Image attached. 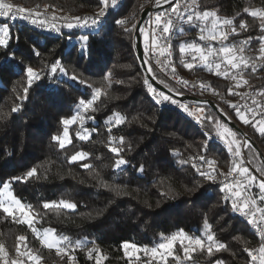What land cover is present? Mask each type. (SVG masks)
<instances>
[{
  "label": "trees",
  "instance_id": "trees-1",
  "mask_svg": "<svg viewBox=\"0 0 264 264\" xmlns=\"http://www.w3.org/2000/svg\"><path fill=\"white\" fill-rule=\"evenodd\" d=\"M11 1L18 7L50 9L64 18L58 21L60 31L54 32L33 24L31 19L0 18V27L9 25L5 37L8 43L0 45V192L7 182L22 204L32 206L36 229L50 227L59 237L86 243L68 251L67 256L58 254L56 249L45 247L27 224L16 223L0 209V244L4 246L0 264L10 255L15 257V264H28L25 252L38 255L42 264H96L95 252L89 258V250L94 248L101 254L100 264H142L140 260L130 261L123 242L151 249L163 242L162 236L169 237L179 230L192 237L202 236L205 221L224 249H214L209 255L205 248L186 258L177 242L167 264H250L245 249H252L256 238L241 225L245 221L233 211L231 198L226 200V193L220 191L222 178L232 167L229 148L217 130V124L224 122L208 105L206 120L197 122L171 106L159 105L144 88L146 78L136 58L132 35L145 0H117L115 7L109 0L99 24L72 29L65 27L66 23L75 24L73 18H83L86 11L95 15L103 6L100 0ZM196 8L231 19L237 31L229 35L227 42L243 47L244 56L257 68L237 71L236 80L211 74L199 65L184 68L185 74L227 97L231 96L233 82L242 79L247 81L239 84L242 94L264 104V61L258 59L264 29L261 19L250 14L264 10V0H196ZM118 19L126 23L118 25ZM242 21L246 29H240ZM198 27L181 22L174 43L176 52L182 41L196 36ZM84 36L88 37L86 42L81 40ZM242 41L248 43L241 45ZM57 60L67 75L57 71L52 74L53 80L49 73ZM28 66L41 74V79L30 87L24 72ZM25 87H29L26 97ZM97 88L101 96L87 112L81 110L83 131L88 130L89 138L80 139L79 121L69 126L70 143L61 147L52 139L64 132L61 118L74 115L79 100L91 99ZM14 107H18L15 112ZM229 113L264 154V134L253 127L260 124L254 119L245 124L235 113ZM117 114L124 118L123 123L117 126L114 119L112 124L107 123ZM111 147L121 151L113 153ZM77 153L87 155L73 161L71 157ZM246 154L258 163L253 148L247 146ZM120 158L127 163L116 167ZM207 161L213 162L212 168ZM259 165L264 174L263 165ZM33 168L36 174L27 177ZM197 169L212 172L215 180L205 179ZM259 194L256 181L251 197L256 199L257 207H264ZM61 200L76 206L64 208L59 204ZM45 202H56V206L45 209ZM20 236L25 237L23 242L18 241ZM145 262L165 264L153 258Z\"/></svg>",
  "mask_w": 264,
  "mask_h": 264
},
{
  "label": "snow or ice",
  "instance_id": "snow-or-ice-1",
  "mask_svg": "<svg viewBox=\"0 0 264 264\" xmlns=\"http://www.w3.org/2000/svg\"><path fill=\"white\" fill-rule=\"evenodd\" d=\"M161 0H157V4H159ZM164 3H171V0H163ZM100 3L103 5L99 12L95 14L94 17H74L73 19L76 21V23L68 22L66 23L65 27L72 29L74 27H84V28H91L96 26L100 23L101 18L106 15L107 9L109 7V0H100ZM117 4V0H111V6L115 7ZM247 12L248 9H245ZM172 13L175 14V18L179 22L188 23L193 26L199 25L200 27V33L199 39L202 41H216L220 44V47L218 49L213 48L211 44L209 43L207 48L202 47L200 44H197L195 42L192 43H182L180 45V52L181 54L190 53L192 54V63L185 62L184 66L187 69H192L194 66H196V62L198 61L200 64L204 65L208 68L209 71L213 70V57H222L223 62L227 65H230V70H237L241 71L243 68H247L251 66L252 70L255 71L257 68V65L255 63L250 64V58L245 57L243 55V47H240L239 49L236 48L235 45H228L225 42L229 39V35L232 33H235L237 30L233 26V21L229 18H221L217 16L215 12L212 11H204L200 12L196 8V0H191V5L189 7H186L183 12L179 10L178 4H173L172 6ZM20 15L25 19H28L30 16L35 15L37 19H32L31 22L33 24L39 23L41 27H44L45 24L48 22L46 20H40L38 17L40 16L39 13H32L30 11H27L23 8L14 9L13 5L10 3H5L4 0H0V17H7L9 15ZM253 17H259L261 19V28L264 29V10H253L250 13ZM55 17H53V20ZM116 24L121 25L126 23L125 20H116ZM152 25L154 27H150L151 32V44L146 47L145 49V55H147L149 52L156 53L158 52L159 56L166 57L171 54V45L169 41L171 40L172 32L175 28L174 20L171 15L169 14H157L155 17V20L152 21ZM50 30L54 31H60L59 28L56 27L54 23L49 25ZM247 25L242 21L240 24V29H246ZM157 29H159V32H157ZM230 29V31H229ZM127 31V29H126ZM140 33L142 35L145 34V29L143 27L140 28ZM9 34V25L4 24L3 27H0V45L6 46L8 41L5 39L6 36ZM88 39L87 36L81 37V40L86 42ZM260 56L258 57L259 60L264 61V36L260 37ZM247 41H242L241 45L247 44ZM81 53L84 51V47L81 48ZM239 53V54H238ZM145 63H148V61H145ZM221 63L217 62L215 63V74L218 76H227L229 75V71H221ZM264 66V65H262ZM152 69L149 67L148 71H151ZM67 75L65 69L63 67H60V61L57 60L54 64L51 66V71L49 73L50 77L55 80V76L52 74L57 73ZM173 71H175L173 69ZM24 72L27 77V83L30 87L34 81H38L41 79V74L32 68L31 66H28L24 69ZM232 78L234 80L237 79L236 75L233 74ZM71 79L75 80L76 77L72 76ZM180 83L187 85L186 81H179ZM240 83H247V81H244L242 79L237 80V85ZM145 84L148 86L149 93L153 94L154 98L156 99L157 103L169 101L172 104H178V101L175 99H172L169 95L164 94L163 92H157L152 86L148 83V80L145 79ZM203 87V85H201ZM29 87H25L23 89L26 94L29 90ZM231 92V89H229ZM178 95L180 93H177ZM264 94V93H262ZM101 96V90L99 88L95 89L94 94L91 99L85 100L84 98H81L78 102V107L74 115H72L70 118H61V123L64 125V132H63V138L60 136H53L52 139L54 141H59L60 146H65V141L67 140L70 143V140L68 139L69 133L68 128L72 124L76 123L77 121H80L81 125L83 124V115L81 110L83 112H87L89 109L93 107L94 102ZM253 104H256L255 99L253 98ZM185 112H188V107L186 105L180 104L179 105ZM232 107H235L234 105H230ZM257 107H261L259 104L256 105ZM18 107H14L12 109L13 112L17 111ZM249 112H253V115L255 114L253 109L248 108ZM189 115H194V113L189 112ZM237 115L240 117V119L245 123H250L249 119L245 117V115L240 111V109H237ZM114 119L115 125H120L124 122V118L120 117L118 114L114 117H109L107 123L112 124ZM260 125H264V121L259 122ZM253 127H257V130L264 134V126H257V124H253ZM111 130V129H109ZM219 131V129H218ZM85 134H79L80 139L87 140L89 138L90 133H88V130H84ZM225 134L232 136L234 133H232L229 129H224L223 132H220L221 137L223 138ZM112 142V138L110 137V143ZM123 137L120 138V143L123 144ZM235 143V141H231L228 144L229 151H232V144ZM111 152L119 154L121 151V148L119 147H111ZM86 153H77L76 155L72 156L71 159L73 161L77 159H84L86 157ZM240 151L239 147H237L235 151V156L239 157ZM201 160L204 159V157H200ZM127 161H125L123 158L117 159L115 166L120 167L122 165H125ZM209 168H212L213 162L207 161ZM84 167H88V165H84ZM193 167H196L195 164H193ZM141 171L143 170V166H141ZM36 169L33 168L29 170L26 173L27 177H32L36 174ZM197 171L200 172V175L208 180H215V176L212 174V172H204L197 169ZM214 171V169H213ZM233 172L238 173V175L241 177L240 180H237L235 182H229L227 179L222 183V187L220 189L221 192L226 193L225 199H232V209L233 211H238L242 215L249 217L248 223L251 224L253 227H255L258 231V234L261 239V245L258 249L252 250V249H245V251L248 252V255L251 257L250 264H264V207H257V201L256 199L250 197L247 195L249 185L256 183L255 177H252L248 173V169L238 165L237 167H234L230 169V172L228 175H231ZM13 179H21V177H14ZM259 200L261 202H264V180H261L259 182ZM3 188L5 191L0 192V209L3 210L4 213L8 214L13 218V220L18 224H27L30 228H32V231L36 233L38 238L41 239V243L46 246L49 249L55 248L57 253L62 252H68V251H74L77 248H82L86 241H80L77 240L75 242H72L69 240L68 237L62 236L57 237L55 234V230L48 228L43 230V235L41 236L40 232L33 227L34 219L31 216V205H24L21 203L20 200L16 199L14 195H12L11 192L6 191L9 188V184L7 182L4 183ZM60 205H62L64 208L72 209L75 208V204L61 200L59 202ZM56 206V202H45L43 207L45 209H48L50 207ZM27 209V210H26ZM16 213H19V217L16 215ZM259 213L260 219L257 220L255 217ZM206 238V239H205ZM162 241L159 243L156 247H153L151 249L144 248L143 251L145 254H151V257L155 260L157 257H159L160 261H164L165 264H167L168 257H172L175 249V245L177 242L180 243L181 248L184 251L185 257H189L191 252L197 251V250H204L206 248L209 255H211L214 251H220L224 249V245L220 244L215 241L214 234H211V226L205 221V227L202 236L192 237L187 235L183 230H179L176 234H173L169 237H161ZM25 240L24 236L18 237L19 242H23ZM186 242V243H185ZM92 243H95V241H92ZM122 247L125 249V255H130L129 249H135L137 252L141 251L135 244H130L129 242H123ZM20 246L18 243L17 246V252L19 253ZM256 252L257 255H253V252ZM4 252V246L0 244V253ZM93 252L96 253V264H100L101 254L98 249H91L89 250V258L92 257ZM23 255H28L29 260H36L37 262L40 261V257L38 255H29L27 252L23 253ZM177 260H179V257H176ZM69 260L72 261L73 257L69 256ZM15 264V262H14Z\"/></svg>",
  "mask_w": 264,
  "mask_h": 264
},
{
  "label": "built area",
  "instance_id": "built-area-1",
  "mask_svg": "<svg viewBox=\"0 0 264 264\" xmlns=\"http://www.w3.org/2000/svg\"><path fill=\"white\" fill-rule=\"evenodd\" d=\"M176 1L177 0H171V3H164L163 0H161V2L159 4H157V0H145L143 2L144 8H148V10L146 12V16L144 18V21L142 22V25H141V27H143L145 29V34L142 35L140 33V35H141L142 47L144 50L145 61H148V63H146L147 68L149 69V67H150L152 69L150 72L154 76H155V74L153 71L157 72V74H159L161 76V78L165 81V83H163V82L162 83L165 84V86H167L170 90H172L174 92V94H176V95H178L177 93H180L179 95H188V96L196 97V98H200V99H211L216 104V106L222 112H224L227 116H229L230 118H231V115L229 113L230 111H232L233 113H235L237 115V109H240V111L245 115V117L247 119H249V120L254 119L255 123H259L260 121H264V104H262V103L253 104V98L251 96H249L248 94H242L239 85H237V82H235V81L233 82V86L231 87V92L229 91L231 96L227 97V96H223V95H217L209 85L203 83L199 79L191 78L187 74H185V72L183 71V69L186 68L184 66L185 62L192 63L193 61H192V54H190V53L181 54L180 46H179V50L177 52L174 49V43H175V41H176L180 31H181V22L177 21L175 18V14L172 13V6H173V4H176ZM4 2L12 4L14 9L23 8L27 11L32 12V13H39L40 16L38 17V19L46 20L48 22L47 24H45L44 27L40 26L44 30H49L51 32H54V30H50V27H49V25L52 23H54L56 25V27L58 28V20H57L56 16L54 14H52L51 11L48 9H45V8L39 9L36 7H18L11 0H4ZM178 5H179V10L181 12H183L185 10V6L182 4H178ZM161 13L171 15L173 20H174V24H175V28H174L172 35H171V40L169 41V43L171 45V54L169 56H166V57H161V56H159L158 52H156V53L149 52L147 55H145L146 47L151 44L150 27H154V25H152V21L155 20V17L157 16V14H161ZM94 16L95 15H93L89 11H86L83 15V17H89V18H92ZM53 17H55L54 20H53ZM0 18L10 19V20H12V19H25L18 14L15 16L10 14L7 17H0ZM28 19H31V20L37 19V17L35 15H33V16H30ZM229 31H230V29H229ZM157 32H159V29H157ZM200 35H201L200 27H198L196 36L192 40L186 41V42L182 41V43L195 42V43L200 44L202 47H205V48H207L208 44L210 43L213 48L218 49L220 47V44L216 41L208 42V41L200 40L199 39ZM225 43L228 45H235L236 48L239 49V46H237V43H229L227 41ZM181 44H179V45H181ZM143 45H145V46H143ZM212 60H213V70L212 71L208 70L211 74H215V63H217V62L221 63V65H222L221 71H229V75L222 76L223 78H225V79L232 78V75L236 74L237 70H230V65L225 64L223 62L222 57H213ZM196 65L204 66V65L200 64L198 61L196 62ZM205 68L208 69L207 67H205ZM173 69L175 71H173ZM179 81H186L187 85H184V84L180 83ZM149 84L157 92H163L164 94L169 95L172 99H175L178 101V104H172L169 101H165V102L158 103L159 105L168 106V107L171 106V107L179 110L181 113L187 115L188 117L196 120L197 122H201V121L206 120L207 115H206V111H205V106L207 104L205 103V101H196V100H192L190 98L180 99L174 95L168 94V93L156 88L151 83H149ZM201 85H203V87ZM144 88L148 90L147 85H145ZM150 96L154 101H156V99H158V97L154 98L153 94H151V93H150ZM180 104L186 105L188 107L189 111L185 112L179 106ZM257 104H259L261 107H257L256 106ZM230 105H234L235 107H232ZM248 108L253 109L255 114L253 115V112H249ZM189 112L194 113V115H189ZM237 117L240 118L238 115H237ZM260 126H264V125H260ZM79 127H80V129H83V125H81V124H79ZM218 129H219L218 134H219L221 141L227 146L228 144L225 141L224 137L222 138L220 135V132L223 131L222 125L220 122L217 124V130ZM236 147H238V145H236ZM242 150H243V155H244V159H245V157H246L245 152H244L245 146L242 147ZM240 155H242V154L240 153ZM235 157H236L235 154L231 153V157H230V161H231V165H232L231 169L238 166V163L235 160ZM245 160H247V158ZM229 172H230V170L224 174L222 181H221V187H222V183L226 179L229 182H235V181L241 179V177L238 175V173L233 172L231 175H228ZM252 188H253V184H250L248 192H247V195L250 197H251ZM231 202H232V199H231ZM234 212H236L237 214L242 216V218L244 219V221L247 225V228L254 234V236L256 238V242L253 245L252 250L258 249L261 245V239H260V236L258 234L257 229L248 223L249 217L242 215L238 211H234ZM255 218L257 220L260 219L259 213H257ZM253 255H257V253L254 251ZM250 260H251V257H250ZM14 262H15V257L10 255L5 259L4 264H14Z\"/></svg>",
  "mask_w": 264,
  "mask_h": 264
},
{
  "label": "water",
  "instance_id": "water-1",
  "mask_svg": "<svg viewBox=\"0 0 264 264\" xmlns=\"http://www.w3.org/2000/svg\"><path fill=\"white\" fill-rule=\"evenodd\" d=\"M148 8H143L137 21L135 22L134 29H133V35H132V43L133 48L136 54V58L138 60V63L144 73L145 78L148 80L149 83H151L156 88L174 95L180 99L190 98L192 100L196 101H205V103L217 114V116L233 131L240 134V136L243 139V146L247 147L250 146L255 151L257 157L259 158V162L264 167V154L261 152V150L257 147L254 139L242 128L240 127L233 119H231L229 116H227L224 112H222L216 104L211 99H200L196 97H191L188 95H176L172 90H170L165 84H163L158 78H156L150 71H148L147 65L145 63V56H144V50L141 43V35H140V27L142 25V22L144 21V18L146 16ZM248 166L251 170L256 172L262 180H264V176L260 175V173L250 164L248 163Z\"/></svg>",
  "mask_w": 264,
  "mask_h": 264
},
{
  "label": "rangeland",
  "instance_id": "rangeland-1",
  "mask_svg": "<svg viewBox=\"0 0 264 264\" xmlns=\"http://www.w3.org/2000/svg\"><path fill=\"white\" fill-rule=\"evenodd\" d=\"M186 2V3H185ZM184 3V4H183ZM176 4H182V5H184V6H187V7H189L190 5H191V0H177L176 1ZM48 10H50V9H48ZM52 14H54L57 18H58V21L61 19V18H64L63 16H62V14H58V13H56V12H51ZM3 27V26H2ZM82 28H84V27H82ZM143 46H145V45H143ZM77 122H79V121H77ZM221 125H222V130H224V129H229L231 132H232V130L225 124V123H222L221 122ZM227 127V128H226ZM81 131H80V133L79 134H85L84 133V131H83V129H80ZM223 132V131H222ZM233 133V132H232ZM61 138H63V134H62V136H61ZM68 139H69V137H68ZM224 139H225V141L227 142V144H229V142H231V141H235V144L233 143L232 144V151H229L230 152V154L232 153V154H235V151H236V149H237V147H236V145H238V147H239V150H240V153L242 154V155H239V157H235V160L237 161V163H238V165H240V166H243V167H245V168H247L248 169V173H249V175L250 176H252V177H255V179H256V181H257V184L259 185V182L262 180L261 179V177L256 173V172H254L253 170H251L250 168H249V166H248V163H250L259 173H260V175H264L263 174V171H261V168H260V165H259V158H258V163L256 162V161H251V158L249 157V155H247L246 154V149H245V159L247 158V160H245L244 159V155H243V153H242V147H243V139H242V137L241 138H238V137H236L235 136V134L234 135H232V136H229V135H227V134H225V136H224ZM66 143H68V141L66 140L65 141V144ZM228 146V145H227ZM257 156V155H256ZM232 166V165H231ZM4 185V184H3ZM2 191H5L4 190V188H3V186H2V189H1V192ZM6 191H8V192H11L12 193V195H14L13 194V192L10 190V188H8ZM15 196V195H14ZM15 198L16 199H18L16 196H15ZM19 200V199H18ZM27 210V209H26ZM16 215L19 217V213H16ZM241 225L242 226H245V227H247V225L244 223V222H241ZM48 228H50V227H44V228H41V229H37L39 232H40V234H41V236L43 235V230L44 229H48ZM52 229V228H51ZM57 237H59L58 235H56ZM40 239V238H39ZM40 241H41V239H40ZM186 243V242H185ZM46 247V246H45ZM55 249V248H54ZM139 249H141V251H139V252H137L135 249H129L128 251H129V253H130V256H131V260L130 261H139L140 260V262L139 263H142V264H146V262H145V260H147V259H152V257H151V254L149 253V254H145V252L143 251V248H139ZM64 255H69V252H62ZM29 255H33V256H35V254H33V253H30ZM159 261V262H162V261H160L159 260V257H157L156 258V261ZM27 261H29V263L28 264H42L40 261L39 262H37L36 260H29V258L27 257ZM15 262H16V259H15ZM163 263H164V261H163ZM19 264H21V261H20V263ZM67 264H71L69 261L67 262ZM161 264V263H160Z\"/></svg>",
  "mask_w": 264,
  "mask_h": 264
},
{
  "label": "bare ground",
  "instance_id": "bare-ground-1",
  "mask_svg": "<svg viewBox=\"0 0 264 264\" xmlns=\"http://www.w3.org/2000/svg\"><path fill=\"white\" fill-rule=\"evenodd\" d=\"M245 149H246V147H245ZM245 152V151H244ZM242 153H243V150H242Z\"/></svg>",
  "mask_w": 264,
  "mask_h": 264
}]
</instances>
